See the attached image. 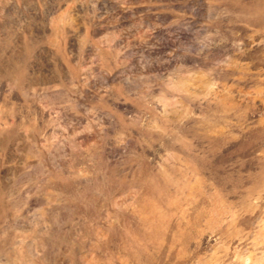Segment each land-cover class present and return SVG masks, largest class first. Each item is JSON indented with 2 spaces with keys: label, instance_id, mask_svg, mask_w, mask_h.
I'll return each mask as SVG.
<instances>
[{
  "label": "rangeland",
  "instance_id": "1",
  "mask_svg": "<svg viewBox=\"0 0 264 264\" xmlns=\"http://www.w3.org/2000/svg\"><path fill=\"white\" fill-rule=\"evenodd\" d=\"M0 264H264V0H0Z\"/></svg>",
  "mask_w": 264,
  "mask_h": 264
}]
</instances>
